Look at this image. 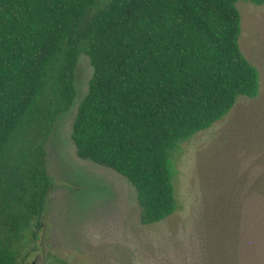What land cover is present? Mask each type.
Wrapping results in <instances>:
<instances>
[{
	"label": "trees",
	"instance_id": "trees-1",
	"mask_svg": "<svg viewBox=\"0 0 264 264\" xmlns=\"http://www.w3.org/2000/svg\"><path fill=\"white\" fill-rule=\"evenodd\" d=\"M239 2L264 6V0H0V264H22L44 216L54 188L46 144L76 100L81 56L93 74L72 125L77 156L131 183L143 225L176 213L182 145L241 99L261 97V74L240 47ZM247 114L238 147L254 158L250 169L238 175L233 154L208 187L218 227L249 251L243 261L228 249L226 264H264V110ZM248 197L261 200V209L245 214Z\"/></svg>",
	"mask_w": 264,
	"mask_h": 264
},
{
	"label": "rangeland",
	"instance_id": "rangeland-1",
	"mask_svg": "<svg viewBox=\"0 0 264 264\" xmlns=\"http://www.w3.org/2000/svg\"><path fill=\"white\" fill-rule=\"evenodd\" d=\"M238 9L240 47L261 74V97L257 102L241 99L226 118L182 145L176 160L178 210L154 225L141 223L136 191L126 178L76 154L72 125L93 74L89 59L79 58L76 100L58 118L46 144L54 188L43 218L33 227L22 264H226L223 255L228 249L247 259L243 240L227 238L218 227L216 204L208 190L232 165L234 156L240 164L238 175L250 169L254 158L238 146L245 135L247 113L253 108L264 110V6L239 2ZM262 205L259 199L246 198L245 214L257 212ZM246 218H242L244 228Z\"/></svg>",
	"mask_w": 264,
	"mask_h": 264
}]
</instances>
